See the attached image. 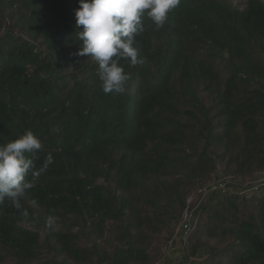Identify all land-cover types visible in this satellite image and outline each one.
Instances as JSON below:
<instances>
[{"label": "trees", "instance_id": "obj_1", "mask_svg": "<svg viewBox=\"0 0 264 264\" xmlns=\"http://www.w3.org/2000/svg\"><path fill=\"white\" fill-rule=\"evenodd\" d=\"M77 8L0 0V144L31 130L35 169L54 161L19 208L0 205V264H151L197 206L181 264H264V0H181L159 29L143 17V63L121 60L131 79L108 94L78 55ZM218 170L242 186L200 202Z\"/></svg>", "mask_w": 264, "mask_h": 264}, {"label": "clouds", "instance_id": "obj_2", "mask_svg": "<svg viewBox=\"0 0 264 264\" xmlns=\"http://www.w3.org/2000/svg\"><path fill=\"white\" fill-rule=\"evenodd\" d=\"M75 25L82 41L80 56L91 57L98 65L97 75L105 94L120 92L131 79L121 60L135 67L143 63L134 46L136 37L144 31L142 18L147 17L157 29L164 26L170 11L181 0H77ZM40 139L26 130L21 136L0 144V205L7 200L19 208L26 192L35 187V178L47 170L53 161L49 153L39 170L34 160L42 151ZM26 154H31L26 155ZM31 171L32 180L26 179ZM27 217V213H25ZM58 217L50 215L47 226L55 230Z\"/></svg>", "mask_w": 264, "mask_h": 264}, {"label": "rangeland", "instance_id": "obj_3", "mask_svg": "<svg viewBox=\"0 0 264 264\" xmlns=\"http://www.w3.org/2000/svg\"><path fill=\"white\" fill-rule=\"evenodd\" d=\"M235 3H237L235 1ZM213 179L211 182H215L216 184L220 185H226V187L233 186L234 184H238L237 187H240L242 185L241 180L239 179H233L229 174H226L223 172V170H218L214 175H212ZM232 178V179H231ZM263 179L259 176V178L254 179V181L244 182V183H250V187H253V189L256 188V185L260 183ZM210 182V183H211ZM209 183V184H210ZM246 186V184H243ZM243 188V187H241ZM255 191V190H254ZM195 216V214H194ZM195 221V219H194ZM171 230H164L159 236H157L153 241V261L151 264H181L183 261L184 253L182 251L181 246V240L179 235H171ZM170 238V239H169ZM7 264H9V261H7Z\"/></svg>", "mask_w": 264, "mask_h": 264}, {"label": "built area", "instance_id": "obj_4", "mask_svg": "<svg viewBox=\"0 0 264 264\" xmlns=\"http://www.w3.org/2000/svg\"><path fill=\"white\" fill-rule=\"evenodd\" d=\"M224 188H225V184L220 185L219 182L218 184H216L215 182H211L210 184H208L207 186L203 187L202 189L198 191L202 195L200 202L203 201L208 194L215 192V191L224 190ZM197 208L198 206L195 207L190 212L185 211L183 214L182 221L179 224V227L177 228L176 235L177 236L179 235L180 240H182L183 245L186 243L188 235L191 233V231L193 230L195 226L194 219L196 215L194 216V214H196L195 211L197 210Z\"/></svg>", "mask_w": 264, "mask_h": 264}]
</instances>
